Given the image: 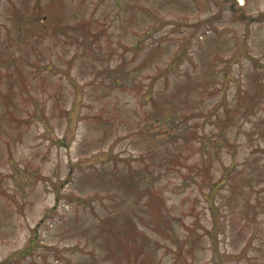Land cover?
Masks as SVG:
<instances>
[{
	"label": "rangeland",
	"instance_id": "374dc122",
	"mask_svg": "<svg viewBox=\"0 0 264 264\" xmlns=\"http://www.w3.org/2000/svg\"><path fill=\"white\" fill-rule=\"evenodd\" d=\"M0 264H264V0H0Z\"/></svg>",
	"mask_w": 264,
	"mask_h": 264
},
{
	"label": "bare ground",
	"instance_id": "6f19581e",
	"mask_svg": "<svg viewBox=\"0 0 264 264\" xmlns=\"http://www.w3.org/2000/svg\"><path fill=\"white\" fill-rule=\"evenodd\" d=\"M241 1H243V3H244V0H241Z\"/></svg>",
	"mask_w": 264,
	"mask_h": 264
}]
</instances>
